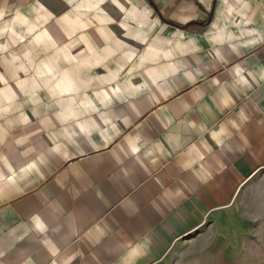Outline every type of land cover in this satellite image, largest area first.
Returning a JSON list of instances; mask_svg holds the SVG:
<instances>
[{
	"label": "crops",
	"instance_id": "crops-1",
	"mask_svg": "<svg viewBox=\"0 0 264 264\" xmlns=\"http://www.w3.org/2000/svg\"><path fill=\"white\" fill-rule=\"evenodd\" d=\"M50 2L0 0V264H161L264 170V0ZM78 34L102 88L22 75Z\"/></svg>",
	"mask_w": 264,
	"mask_h": 264
},
{
	"label": "rangeland",
	"instance_id": "rangeland-1",
	"mask_svg": "<svg viewBox=\"0 0 264 264\" xmlns=\"http://www.w3.org/2000/svg\"><path fill=\"white\" fill-rule=\"evenodd\" d=\"M88 52L80 34L70 41L49 38L24 53L27 68L22 75L42 76L43 91H55L67 75L79 79L80 89L102 88L106 80L100 74L108 65L98 64L96 55ZM262 186L264 170L244 185L229 208L212 217L199 232L179 241L161 264H264Z\"/></svg>",
	"mask_w": 264,
	"mask_h": 264
},
{
	"label": "snow or ice",
	"instance_id": "snow-or-ice-1",
	"mask_svg": "<svg viewBox=\"0 0 264 264\" xmlns=\"http://www.w3.org/2000/svg\"><path fill=\"white\" fill-rule=\"evenodd\" d=\"M64 0H52V2L49 3V7L52 8L53 11H56V5L57 3H63ZM67 5H65L66 7ZM55 34V33H54ZM259 196L264 199V186L261 187Z\"/></svg>",
	"mask_w": 264,
	"mask_h": 264
},
{
	"label": "trees",
	"instance_id": "trees-1",
	"mask_svg": "<svg viewBox=\"0 0 264 264\" xmlns=\"http://www.w3.org/2000/svg\"><path fill=\"white\" fill-rule=\"evenodd\" d=\"M209 23V20L202 22V25H206Z\"/></svg>",
	"mask_w": 264,
	"mask_h": 264
}]
</instances>
